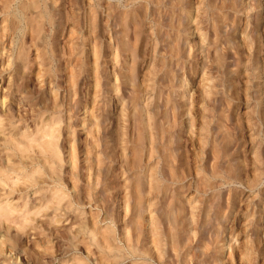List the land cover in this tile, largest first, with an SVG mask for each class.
<instances>
[{
    "label": "rangeland",
    "instance_id": "rangeland-1",
    "mask_svg": "<svg viewBox=\"0 0 264 264\" xmlns=\"http://www.w3.org/2000/svg\"><path fill=\"white\" fill-rule=\"evenodd\" d=\"M0 264H264V0H0Z\"/></svg>",
    "mask_w": 264,
    "mask_h": 264
}]
</instances>
